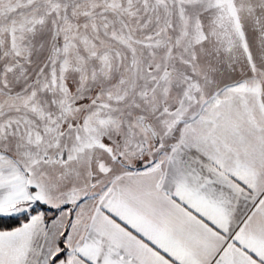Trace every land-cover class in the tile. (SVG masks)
<instances>
[{
	"label": "snow or ice",
	"instance_id": "1",
	"mask_svg": "<svg viewBox=\"0 0 264 264\" xmlns=\"http://www.w3.org/2000/svg\"><path fill=\"white\" fill-rule=\"evenodd\" d=\"M0 264H264V0H0Z\"/></svg>",
	"mask_w": 264,
	"mask_h": 264
}]
</instances>
